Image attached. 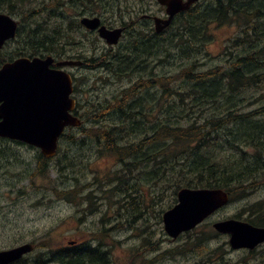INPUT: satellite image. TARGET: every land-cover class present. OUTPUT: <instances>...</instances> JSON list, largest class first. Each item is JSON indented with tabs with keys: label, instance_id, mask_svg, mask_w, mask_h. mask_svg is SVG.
Masks as SVG:
<instances>
[{
	"label": "trees",
	"instance_id": "trees-1",
	"mask_svg": "<svg viewBox=\"0 0 264 264\" xmlns=\"http://www.w3.org/2000/svg\"><path fill=\"white\" fill-rule=\"evenodd\" d=\"M235 1L213 0L199 8L196 5L188 13L181 15L177 22V19L174 21L176 27L172 23L167 33L159 37L160 50L154 42L150 45L146 42L147 38L143 42L142 36H136L135 39H140L137 41L143 44L132 42V46L125 50L126 53L120 51L107 59L97 58L98 62L103 61L97 66L109 77L131 80L133 76H137L129 87L123 89L118 96H113L105 105H92L90 101L82 105L88 108L86 115L82 114L86 123L92 120L94 122L91 126H98L100 121L96 119L101 118L106 120L108 127L94 130L82 126L78 129L79 132L92 139L96 138V141L100 138L107 139L105 145L97 146V154L115 157L122 167L119 174L140 173L141 166L144 165L149 169L145 176L159 182L161 189L171 187L172 197L182 187L223 189L230 194V202L244 200L264 186V104L252 111H244L247 106L254 104L245 101L247 93L251 94L249 101L264 100V0H242L239 4ZM126 2L128 0H0V13L19 18L13 47L0 52V63L20 56L44 54L59 59L67 37V45L74 43L73 33L69 32L70 36L67 35L68 29L74 27L73 22L63 26L66 19L64 7L76 10L78 15L100 17L111 11L126 26L123 19L129 14L125 7L121 8ZM62 8L63 11H60ZM232 25L239 27V36L230 41L225 52L219 56L217 65L208 70L203 69L205 63L201 61L208 55L206 44L212 37V31ZM199 56L202 57L195 60ZM150 60L154 61L153 69L177 62L181 70L169 76L164 75L165 72L161 76L153 72H150V76H145L143 70ZM102 79L109 80L105 77ZM171 79H175L178 88H174L175 81L171 82ZM149 95L162 100L161 106L166 104L169 107L168 111L160 108V113L162 111L166 117L158 125L151 127V130L140 127L148 116L157 113L146 99ZM169 95L172 96L170 98L176 97L177 101L171 99L168 102ZM99 129L100 133L96 134ZM129 132L137 133L135 138L139 140L119 145L117 142L129 138L126 136ZM84 135L80 140L84 141ZM246 211L248 222L264 226V200L249 205ZM133 213L140 214L139 211ZM19 262L17 264H105L106 256L98 249H91L86 245L75 250H50L43 255L39 254L30 263H25V260Z\"/></svg>",
	"mask_w": 264,
	"mask_h": 264
},
{
	"label": "rangeland",
	"instance_id": "rangeland-1",
	"mask_svg": "<svg viewBox=\"0 0 264 264\" xmlns=\"http://www.w3.org/2000/svg\"><path fill=\"white\" fill-rule=\"evenodd\" d=\"M211 1L213 0L200 3L198 8ZM241 1L236 0L235 3L239 4ZM124 7L129 14L125 15V21H131L133 28L118 47L110 49L96 34L75 27V46L71 42L72 45L67 47L66 40L64 43L70 56L81 55V59L86 61L104 54L110 56L120 51L126 53L134 36L142 33L143 22L137 25L142 17L164 14L155 0H128L121 8ZM63 13L66 17L64 25L78 18L76 10L70 7H64ZM10 16L19 21L18 16ZM102 19L108 24H115L120 20L111 11ZM239 34L240 29L236 25L213 30L212 37L206 44L208 55L201 61L205 63L203 69L208 70L217 65L219 56ZM159 40L161 39H148L146 42L149 41L150 45L154 42L160 50ZM12 47L11 43L3 51ZM201 57H195V60ZM86 64L90 67L68 69L77 78L76 85L80 92L77 91L74 97L80 104L90 101L92 105H105L113 96H118L123 89L129 87L137 77L133 76L131 80L115 79L98 68V63ZM154 66V63L152 67L150 64L152 69L149 68L145 76H150V72L158 76L165 72L164 75L169 76L181 70L177 62L153 69ZM103 77L109 80L104 81ZM174 81L175 79H171V82ZM176 83L175 81L173 84L174 88L177 87ZM157 90L159 93L158 87ZM250 96L247 93L245 101L254 104L247 106L245 112L264 104V100L249 101ZM170 97L172 96L167 97L168 102L171 99L177 101L176 97ZM146 99L157 113L144 120L142 129L158 125L166 117L162 111L160 113V108L164 111L169 109L166 104L161 106L162 100H157L152 95ZM87 109L83 106L79 114L86 115ZM89 110L93 112L91 107ZM174 114L176 115L175 112ZM96 120L100 121L98 126L92 127L94 121L91 120L85 125L86 128L97 130L98 127H108L105 119ZM100 129L96 134L100 133ZM66 133L68 135H64L59 141L56 156L46 163L47 174L42 177L37 176L36 170L41 163L38 150L25 145L18 146L11 141H0V250L33 243L37 248L28 256L27 261H30L39 252L67 248V241L72 240L76 241L72 247L77 248V244L91 245L106 252L105 264H264V246L254 253L232 251L227 244V236L217 234L211 227L212 223L229 218L247 221L246 208L264 200V186L244 200L229 203L191 232L171 239L165 233L162 223L163 212L175 204L171 187L161 189L159 182L145 176L149 169L144 165L141 166L140 173L119 174L122 167L115 157L97 154V146L105 145L107 139L100 138L96 141V138L92 139L77 130H68ZM132 133L126 135L129 138L117 143L124 145L137 142V133ZM83 135L84 141L80 140ZM134 211H139L140 214L133 213ZM204 234L208 236H199ZM202 240L204 242L200 249L199 242Z\"/></svg>",
	"mask_w": 264,
	"mask_h": 264
},
{
	"label": "water",
	"instance_id": "water-1",
	"mask_svg": "<svg viewBox=\"0 0 264 264\" xmlns=\"http://www.w3.org/2000/svg\"><path fill=\"white\" fill-rule=\"evenodd\" d=\"M198 0H157L166 7V20L154 18L155 30L160 33L169 26L173 16L186 11ZM88 30L98 29L108 45L117 44L122 29L100 27L98 18H82ZM16 23L0 14V48L14 37ZM53 59L19 58L0 69V137L10 138L39 147L45 157L55 154L56 142L65 126L79 127L80 121L68 112L74 108L69 99L71 79L67 73L50 70ZM81 63H58L59 66H79ZM228 202V194L221 189L182 188L177 204L163 214L167 234L173 238L193 229L205 218ZM221 234H229L232 249L252 250L264 242V228L229 219L213 224ZM32 251L29 244L0 251V264H10Z\"/></svg>",
	"mask_w": 264,
	"mask_h": 264
},
{
	"label": "bare ground",
	"instance_id": "bare-ground-1",
	"mask_svg": "<svg viewBox=\"0 0 264 264\" xmlns=\"http://www.w3.org/2000/svg\"><path fill=\"white\" fill-rule=\"evenodd\" d=\"M102 2H103V1H102ZM263 6H264V5H263ZM216 7H217V6H216ZM73 8H74V7H73ZM193 9H194V8H193ZM205 10H206V9H205ZM49 16H50V15H49ZM30 17H31V16H30ZM196 18H197V17H196ZM199 19H200V18H199ZM200 20H201V19H200ZM202 20H204V19H202ZM202 20H201V21H202ZM205 22H206V21H205ZM205 22H204V23H205ZM202 23H203V22H202ZM38 27H39V26H38ZM22 32H23V31H22ZM166 33H167V32H166ZM32 34H33V33H32ZM258 34H259V33H258ZM39 35H40V34H39ZM256 35H257V34H256ZM27 36H28V35H27ZM123 36H124V35H123ZM167 37H168V36H167ZM198 37H199V36H198ZM256 37H257V36H256ZM49 40H50V39H49ZM56 40H57V39H56ZM137 40H140V39H137ZM137 40H136L135 42L138 43L139 41H137ZM150 40H151V39H150ZM142 41H144V40H142ZM159 41H160V40H159ZM30 42H31V41H30ZM37 42H38V41H37ZM39 42H40V41H39ZM77 42H78V41H77ZM133 42H134V41H133ZM148 42H149V41H148ZM150 42H152V41H150ZM139 43H141V42H139ZM168 43H169V42H168ZM79 44H80V43H79ZM16 45H17V44H16ZM137 46H138V45H137ZM145 46H146V45H145ZM38 47H39V46H38ZM127 47H128V46H127ZM48 48H49V47H48ZM132 48L134 49V47H132ZM145 48H146V47H145ZM160 48H161V47H160ZM73 49H74V48H73ZM153 50H154V49H153ZM181 50H182V49H181ZM45 51H46V50H45ZM128 51H130V50H128ZM149 51H150V50H149ZM35 52H36V51H35ZM133 52H134V51H133ZM107 53H108V52H107ZM153 54H154V53H153ZM104 55H105V54H104ZM183 56H184V55H183ZM146 57H147V56H146ZM116 59H117V58H116ZM182 59H183V58H182ZM97 60H99V59H97ZM114 60H115V59H114ZM117 60H118V59H117ZM184 60H186V59H184ZM187 60H188V59H187ZM122 61H123V60H122ZM145 61H146V59H145ZM152 61H153V60H150V61L148 62L149 64L145 66L144 69H146V70H143L144 73H147V72L149 71V68H151V67H150V64L154 62V61H153V62H152ZM99 62H100V61H99ZM146 62H147V61H146ZM164 62H165V61H164ZM182 62H184V61H182ZM143 63H144V62H143ZM159 63H160V62H159ZM195 63H196V62H195ZM106 64H107V63H106ZM180 64H181V62H180ZM190 68H191V67H190ZM193 68H194V67H193ZM193 68H192V69H193ZM151 69H152V68H151ZM188 70H190V69H188ZM191 71H192V70H191ZM191 71H190V73H191ZM192 73H193V72H192ZM239 74H240V73H239ZM143 75H144V74H143ZM200 75H201V74H200ZM144 77H145V76H144ZM162 79H163V78H162ZM165 80H166V79H165ZM253 84H254V83H253ZM198 85H199V84H198ZM217 85H218V84H217ZM199 87H200V85H199ZM177 88H178V87H177ZM197 90H198V89H197ZM200 91H201V90H200ZM210 93H211V92H210ZM179 94H180V93H179ZM208 95H209V94H208ZM138 96H139V95H138ZM147 96H148V95H147ZM179 96H180V95H179ZM210 96H211V95H210ZM200 97H201V96H200ZM228 97H229V96H228ZM141 98H142V97H141ZM153 98H154V97H153ZM186 98H187V97H186ZM206 98H207V97H206ZM122 99H123V96H122ZM179 100H180V99H179ZM199 100H200V99H199ZM263 102H264V101H263ZM114 103H115V102H114ZM213 104H214V103H213ZM233 104H234V103H233ZM138 105H139V104H138ZM247 105H248V104H247ZM116 106H117V105H116ZM135 106H136V105H135ZM232 107H233V106H232ZM107 108H108V107H107ZM117 108H120V107H117ZM229 109H230V108H229ZM227 110H228V109H227ZM231 111H232V110H231ZM169 112H171V111H169ZM118 113H119V112H118ZM165 113H166V112H165ZM213 113H214V112H213ZM190 114H191V113H190ZM171 115H172V114H171ZM217 115H218V114H217ZM225 115H226V114H225ZM125 116H126V115H125ZM134 116H135V115H134ZM173 116H174V115H173ZM228 117H229V116H228ZM177 118H178V117H177ZM116 119H117V117H116ZM180 119H183V118H180ZM113 120H114V119H113ZM229 120H230V119H229ZM246 120H247V119H246ZM250 120H251V119H250ZM250 120L248 121V123L250 122ZM123 121H124V120H122V122H123ZM118 122H119V121H118ZM118 122H117V123H118ZM219 122H220V121H219ZM225 122H226V121H225ZM243 122H245V121H243ZM243 122H240V124L243 123ZM128 123H129V122H128ZM210 123H211V122H210ZM236 123H237V122H236ZM238 123H239V122H238ZM253 123H256V122L254 121ZM208 124H209V123H208ZM243 124H244V123H243ZM243 124H242V125H243ZM245 124H246V123H245ZM245 124H244V125H245ZM256 124H257V123H256ZM119 125H121V124H119ZM139 125H140V123H139ZM233 125H234V124H233ZM242 125H241V127H242ZM246 125H247V124H246ZM250 125H252V124L250 123ZM258 125H259V124H258ZM117 126H118V125H117ZM142 126H144V125L141 124L140 127H142ZM237 126H238V125H237ZM237 126H236V127H237ZM136 127H137V126H136ZM138 127H139V126H138ZM217 127H218V126H217ZM238 127H239V126H238ZM241 127H240V128H241ZM243 127H244V126H243ZM246 127H248V126H246ZM249 127H250V126H249ZM252 127H253V126H252ZM257 127H258V126L256 125V129H257ZM142 128H143V127H142ZM153 129H154V128H153ZM250 129H251V127H250ZM254 129H255V128H254ZM262 129H263V128H262ZM133 130H134V129H133ZM150 130H151V129H150ZM190 130H191V129H190ZM237 130H239V129H237ZM237 130H236V131H237ZM213 131H214V130H213ZM228 131H229V130H228ZM228 131H227V132H228ZM250 131H251V130H250ZM257 131H258V129H257ZM260 131H261V130H260ZM195 132H196V130H195ZM239 132H240V131H239ZM239 132H238V133H239ZM253 132H254V130H253ZM85 133H86V132H85ZM129 133H130V132H129ZM141 133H142V132H141ZM236 133H237V132H236ZM236 133H233V134H236ZM244 133H245V132H244ZM249 133H250V132H249ZM259 133H260V132H259ZM175 134H176V133H175ZM202 134H203V133H202ZM239 134H240V133H239ZM250 134H252V133H250ZM256 134H258V133H256ZM67 135H68V134H67ZM205 135H206V134H205ZM208 135H209V134H208ZM226 135H227V134H226ZM258 135H259V134H258ZM134 136H135V135H134ZM249 136H250V135H249ZM255 136H257V135H255ZM230 137H231V136H230ZM234 137H235V135H234ZM241 138H242V137H241ZM248 138H250V137H248ZM114 139H117V138H114ZM211 139H212V138H211ZM197 141H198V140H197ZM202 142H203V141H202ZM204 143H205V142H204ZM262 143H263V142H262ZM203 145H204V144H203ZM213 145H214V144H213ZM144 146H145V145H144ZM197 146H198V145H197ZM258 146H259V145H258ZM149 147H151V146H149ZM149 147H148V148H149ZM158 147H159V146H158ZM194 147H196V146H194ZM139 148H140V147H139ZM141 148H142V147H141ZM144 148H145V147H144ZM154 148H155V147H154ZM262 148H263V147H262ZM141 150H142V149H141ZM152 150H153V149H152ZM152 150H151V151H152ZM154 150L156 151L157 149L155 148ZM158 150H159V149H158ZM143 151H144V150H143ZM130 152H131V151H130ZM137 152H139V151H137ZM147 152H148V151H147ZM156 152H157V151H156ZM141 153H142V152H141ZM145 153H146V151H145ZM179 153H180V152H179ZM148 154H149V153H148ZM152 154H153V153H152ZM155 154H156V153H155ZM141 155H142V154H141ZM141 155H140V156H141ZM146 155H147V154H146ZM150 155H151V154H150ZM159 155H160V154H159ZM255 155H256V154H255ZM142 156H143V155H142ZM156 156H157V155H156ZM63 157H64V156H63ZM154 157H155V155H154ZM199 159H200V158H199ZM161 160H162V158H161ZM197 160H198V159H197ZM201 160H202V159H201ZM35 161H36V160H35ZM174 161H175V160H174ZM224 161H225V160H224ZM236 161H237V160H236ZM239 161H240V160H239ZM241 161H242V160H241ZM147 162H148V161H147ZM198 163H199V162H198ZM239 163H240V162H239ZM179 164H180V163H179ZM204 164H205V163H204ZM233 164H234V163H233ZM260 164H261V162H260ZM122 166H123V165H122ZM244 166H245V165H244ZM32 167H33V166H32ZM194 167H195V166H194ZM205 168H206V167H205ZM248 168H249V167H248ZM155 169H156V168H155ZM193 169H194V168H193ZM208 169H209V168H208ZM243 169H244V168H243ZM223 170H224V169H223ZM195 171H196V170H195ZM210 171H211V170H210ZM246 171H249V170H246ZM175 172H176V171H175ZM158 173H159V172H158ZM211 173H212V172H211ZM248 174H249V173H248ZM234 176H235V175H234ZM195 177H196V176H195ZM205 177H206V176H205ZM230 178H231V177H230ZM176 181H177V180H176ZM224 181H225V180H224ZM210 183H211V182H210ZM205 185H206V184H205ZM214 185H215V184H214ZM249 185H250V184H249ZM207 186H208V185H207ZM212 186H213V185H212ZM122 187H123V186H122ZM247 188H248V187H247ZM52 190H53V189H52ZM228 191H229V190H228ZM137 204H138V203H137ZM89 206H90V205H89ZM259 206H260V205H259ZM127 207H128V206H127ZM127 211H128V210H127ZM143 212H144V211H143ZM249 212H250V210H249ZM260 221H261V220H260ZM149 232H150V231H149ZM160 240H161V239H160ZM157 242H158V241H157ZM85 247H86V246H85ZM199 248H200V247H199ZM88 249H90V248H88ZM91 249H92V248H91ZM156 249H157V248H156ZM83 250H84V249H83ZM195 250H196V249H195ZM215 250H216V248H215ZM66 251H67V250H66ZM76 251H77V250H76ZM89 251H90V250H89ZM61 252H62V251H61ZM89 253H90V252H89ZM91 253H92V252H91ZM95 253H96V250H95ZM210 253H211V252H210ZM79 254H80V253H79ZM85 255H86V254H85ZM88 255H89V254H88ZM197 255H198V254H197ZM71 256H72V255H71ZM71 256H70V257H71ZM99 256H101V255H99ZM97 257H98V256H97ZM83 258H84V257H83ZM88 258H89V257H88ZM91 258H92V257H91ZM57 260H58V259H57ZM97 260H98V259H97ZM97 260H96V261H97ZM21 261H22V260H21ZM44 261H45V260H44ZM102 262H103V261H102ZM19 263H20V262H19ZM82 263H83V262H82ZM82 263H81V264H82ZM149 263H150V262H149ZM221 263H222V262H221ZM16 264H17V263H16Z\"/></svg>",
	"mask_w": 264,
	"mask_h": 264
},
{
	"label": "flooded vegetation",
	"instance_id": "flooded-vegetation-1",
	"mask_svg": "<svg viewBox=\"0 0 264 264\" xmlns=\"http://www.w3.org/2000/svg\"><path fill=\"white\" fill-rule=\"evenodd\" d=\"M159 16H162V14H158ZM147 21L146 23H144L143 24V26H144V28H143V31L148 35V36H151V38L150 39H153V38H156L157 36H153V28H152V26H153V22H152V20L149 18V16H144L143 17V21ZM127 33H129V31L127 32ZM126 33V34H127ZM125 35V34H124ZM125 37H126V35H125ZM144 42V41H143ZM142 43V42H141ZM140 43V44H141ZM264 246V244H262L261 246H258L254 251H252L251 253H254L256 250L258 251V250H260L261 249V247H263ZM247 252V251H246Z\"/></svg>",
	"mask_w": 264,
	"mask_h": 264
}]
</instances>
